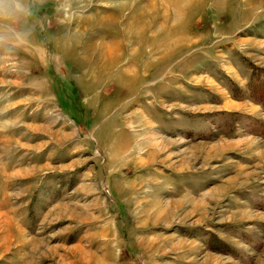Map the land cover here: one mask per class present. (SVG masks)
Returning a JSON list of instances; mask_svg holds the SVG:
<instances>
[{"label": "rangeland", "instance_id": "obj_1", "mask_svg": "<svg viewBox=\"0 0 264 264\" xmlns=\"http://www.w3.org/2000/svg\"><path fill=\"white\" fill-rule=\"evenodd\" d=\"M0 264H264V0H2Z\"/></svg>", "mask_w": 264, "mask_h": 264}, {"label": "bare ground", "instance_id": "obj_2", "mask_svg": "<svg viewBox=\"0 0 264 264\" xmlns=\"http://www.w3.org/2000/svg\"><path fill=\"white\" fill-rule=\"evenodd\" d=\"M132 29H133V27L129 26L126 29V31L124 30V32H126L125 33V37H127V39L129 41H131L133 39V37H135L137 39L138 36H139L137 33L135 34ZM106 51H103V52L105 53ZM103 59H104L103 61L105 63L100 67V69H98V72H99L100 76H103L104 74H106V72H109V71L111 72L112 70H117V68L120 67V70H119L120 73L118 75V83L124 90L129 91L132 88V86L140 83V81H146L148 79V77H149V75H148V72H149L148 71V67H147V65H145V63H144V65H142L140 67L141 74H137V75L133 74L132 68L123 67V65L120 64L121 61H119L118 49L115 50V48H111L110 47L109 50L106 53L105 58H103ZM130 73H132V75ZM118 154L119 153H117L116 156H119Z\"/></svg>", "mask_w": 264, "mask_h": 264}, {"label": "clouds", "instance_id": "obj_3", "mask_svg": "<svg viewBox=\"0 0 264 264\" xmlns=\"http://www.w3.org/2000/svg\"><path fill=\"white\" fill-rule=\"evenodd\" d=\"M0 3H2V0H0ZM9 7H10L9 5H3L2 11L5 14L14 15L15 14L14 12L9 11ZM15 9H16V11L23 12V8L20 5H16Z\"/></svg>", "mask_w": 264, "mask_h": 264}]
</instances>
